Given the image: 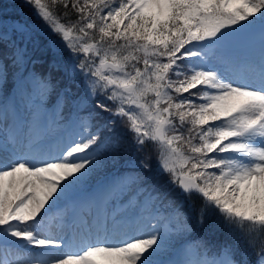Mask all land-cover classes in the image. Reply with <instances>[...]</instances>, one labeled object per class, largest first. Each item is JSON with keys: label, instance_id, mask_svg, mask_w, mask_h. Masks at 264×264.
Here are the masks:
<instances>
[{"label": "snow or ice", "instance_id": "6c2138e0", "mask_svg": "<svg viewBox=\"0 0 264 264\" xmlns=\"http://www.w3.org/2000/svg\"><path fill=\"white\" fill-rule=\"evenodd\" d=\"M0 16V264H264V0H22Z\"/></svg>", "mask_w": 264, "mask_h": 264}, {"label": "trees", "instance_id": "16d2710c", "mask_svg": "<svg viewBox=\"0 0 264 264\" xmlns=\"http://www.w3.org/2000/svg\"><path fill=\"white\" fill-rule=\"evenodd\" d=\"M22 0H0V16H20L24 19H31V9L21 7Z\"/></svg>", "mask_w": 264, "mask_h": 264}]
</instances>
